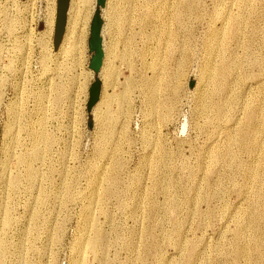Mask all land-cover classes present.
<instances>
[{"label": "rangeland", "instance_id": "rangeland-1", "mask_svg": "<svg viewBox=\"0 0 264 264\" xmlns=\"http://www.w3.org/2000/svg\"><path fill=\"white\" fill-rule=\"evenodd\" d=\"M98 1L77 57L55 46L58 0H0V264H264V0ZM127 49L155 104L135 88L105 128L91 88L106 67L122 90ZM43 117L55 141L33 158Z\"/></svg>", "mask_w": 264, "mask_h": 264}, {"label": "bare ground", "instance_id": "bare-ground-1", "mask_svg": "<svg viewBox=\"0 0 264 264\" xmlns=\"http://www.w3.org/2000/svg\"><path fill=\"white\" fill-rule=\"evenodd\" d=\"M180 3H182V1ZM87 4H88V0H70V5H69L68 13H67L68 14L67 15V23H66V28L64 31L65 35H64L63 39L61 40L62 42H60L61 44H59L60 45L59 50H61L63 53H65L67 55L83 57L86 54V49H87L86 48L87 47L86 46V37L88 35L87 28H88V23L90 21V15H91V12L88 11L89 7H87ZM54 8L46 20V25H47L46 30H49L51 33L54 32L53 30H54L55 19H56L55 18L56 10ZM181 12H182V10H181ZM176 14H177L175 16L176 20H180L179 18L182 14L179 12H177ZM111 24H113V23H111ZM167 36H169V34ZM166 42L169 45V48H171L172 43H171L170 36H169V38H167ZM47 48H46V43H43V49L47 50ZM134 53L135 52L133 50L127 49L120 56V60L122 61L123 66H126L125 68L128 69V71H129V76L126 75V80H125V82L122 86V90L120 92L115 91V93H113V94L108 93L109 89H111V88H113L114 90L116 89L114 83H115V81L118 82V80H119L118 79L120 76L119 71H117V70L113 71V69L112 70L106 69V67H104V68L102 67V69L100 71L102 78H103L102 84H104L103 85L104 94L102 97L99 96L100 99L97 100V102L92 106V108H93L94 113H95V119L98 120V122L105 128H113L114 122L116 121V117L119 114L121 115V113H125V111L128 110L129 102L131 103L130 97H132V96H130V94L135 90V88L136 89L139 88L141 91L145 90L146 93H147V90L149 92H151L150 102L152 104H155L156 91H157V89H159L158 84H157V89H156V83H155L156 81H154L151 78H147L146 76H144L145 72H142V74H140V86L137 84V80L134 77V74H136L138 72L137 68L135 66L136 62L134 61V56L136 54H134ZM106 54H107L108 60L110 61L111 57H112L111 52L107 51ZM128 55H129V59H127ZM126 59L128 62L125 61ZM180 66L181 65L178 64V67H180ZM145 69L146 68H145V64H144V60H143V70L146 71ZM91 75L93 76V74H91ZM55 92H56V90H55ZM62 93H64V92H62ZM61 97L62 96L60 95L59 97L55 98V100L60 101ZM47 102H48L47 99L40 95V97L38 99L39 108H41L42 110H45V104ZM21 109L22 108H21V104H20V118L22 117ZM17 117H19V114L14 113V118L17 119ZM46 120L47 119L45 117L40 119L37 122L38 128H36L34 133L32 134V139H33L32 142H34L33 146L35 149H37V151L35 152L37 154H35L33 156V158L38 156V151H39V154L41 155L43 150L46 151V149H50L53 146V143L55 141L54 137L46 129V125H45ZM36 127H37V125H36ZM13 130L15 131V129H13ZM4 168L5 169H4L3 173H5V174H8L9 173L8 171L11 170V168L8 166V164L5 165ZM33 172H34V170H32L30 172V175H32ZM8 176H9V174H8ZM37 176H38V173H37ZM11 182H12L11 179H8V186L11 184ZM12 188H14V186ZM7 206H6V208H7ZM0 209H1V207H0ZM7 209L4 212L5 213L4 217H7V214H8ZM1 247L2 246L0 245V248Z\"/></svg>", "mask_w": 264, "mask_h": 264}, {"label": "water", "instance_id": "water-1", "mask_svg": "<svg viewBox=\"0 0 264 264\" xmlns=\"http://www.w3.org/2000/svg\"><path fill=\"white\" fill-rule=\"evenodd\" d=\"M70 5V0H58V15H57V22H56V29H55V46L58 48L62 37L64 35L66 22H67V13ZM98 6L100 9L104 6V2L102 0L98 1ZM43 29V27H42ZM100 17L97 16L92 24V40L90 42V50L91 52L95 53L94 58L91 61L90 68L97 73L102 65V54H103V44L101 43V35H100ZM100 93L98 91V84L95 83L91 88L90 93V102L89 108L97 102L99 99ZM92 121L90 122V127L92 130Z\"/></svg>", "mask_w": 264, "mask_h": 264}]
</instances>
